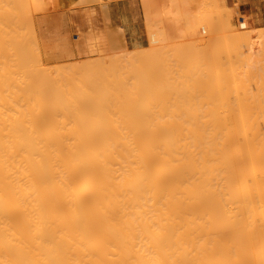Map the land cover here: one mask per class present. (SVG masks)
I'll use <instances>...</instances> for the list:
<instances>
[{
	"label": "bare ground",
	"instance_id": "bare-ground-1",
	"mask_svg": "<svg viewBox=\"0 0 264 264\" xmlns=\"http://www.w3.org/2000/svg\"><path fill=\"white\" fill-rule=\"evenodd\" d=\"M8 1L12 0H0V264H264V112L238 111L243 104L240 108L236 107V112L227 110L224 113L226 107L223 105V112H216L214 109L220 104L209 113H203L204 110L201 113L188 110V113H181L176 109L177 97L172 99V91H168L171 89L170 83L167 82L169 86L165 88L169 93L163 88L161 91L164 92L159 93L160 89L154 84L157 80H149L150 76L154 77V71H150L153 75L146 72L151 74L147 76L149 81L144 83L141 80L145 88L137 89L136 80L128 84L126 82L124 98L117 96L116 99L110 97L117 93L112 90L113 87L107 89L101 81L94 83L93 77L85 73V76L78 74L77 78L75 71L76 74L71 75L75 76L67 75L69 78L65 80L59 76L48 78L51 68L48 72L46 66H42L41 59L38 63L39 55L32 51L36 44L34 46L29 42L33 45L30 48L28 42L25 44L29 36H25L27 40L21 37L23 26H26L21 17L28 11L23 2L28 3L27 0H14L22 7ZM13 4L18 5L19 10L14 7L20 13L25 7V13H16ZM9 7L19 16L15 14V17L12 12L10 17ZM11 19L15 23L13 27L18 26L19 29H13L9 24ZM227 26L230 28V22ZM14 30L19 31L17 35L23 39L19 38L20 43L25 42H22L26 45L24 48L18 46L20 43ZM31 31L28 32L30 36L33 33ZM32 40L36 41L35 38ZM247 46L250 53L256 49L253 44ZM198 48L197 51L194 49L197 55ZM21 50L24 51L21 53ZM203 50L209 51L206 48ZM242 50L239 56H242ZM30 51L31 57L35 55L37 59L28 57ZM159 52L156 51L157 55L154 52V58L160 56ZM166 52L162 51L161 56L166 55ZM239 56L237 54L236 57L240 59ZM213 57L216 59V56ZM167 59L165 57V62ZM33 60L46 71L41 68L40 77L31 72L38 71L37 64L36 69L33 63V66L31 63L30 67L27 65ZM239 63L242 64L241 61ZM74 64L75 68L79 66ZM146 68L143 70L157 69ZM67 69H71V65ZM166 71H169L168 68ZM163 73L168 81L171 74H175L171 72L168 78L170 72ZM236 74L233 75L234 79ZM111 75L113 78L115 74ZM198 75L192 78L196 80ZM174 77L176 81L170 79L172 84L178 79ZM190 79L187 80L192 81ZM182 80H178L179 84H188L187 80ZM260 83L263 86L262 80ZM195 84L199 87L201 81L199 85L198 81ZM197 86L195 90L201 91L199 95L211 89L209 84L200 86L205 91L199 90ZM186 88H182L184 93ZM138 93L141 95L139 100ZM156 93H165L163 97L169 99V96L172 101L175 100L173 106L177 111L167 112V105V111H163L162 106L166 102L163 100L162 105H157L159 99ZM107 94H110L107 97H110L111 102L123 101L122 109L119 108L120 101L112 104H119L116 107L122 111L114 114L117 110L114 108L111 114V107L106 111L101 103ZM234 96L238 99V92L237 97ZM191 97L188 98L190 102L194 100ZM205 97L200 100L206 101L208 98ZM107 99L106 102L109 101ZM123 99L130 101L129 106ZM142 99L143 103H140ZM251 99L252 96L249 101ZM194 102L190 106L196 104ZM238 103L236 101L235 106ZM157 106H161L162 110H157ZM90 109L96 112L90 114L87 112Z\"/></svg>",
	"mask_w": 264,
	"mask_h": 264
},
{
	"label": "rangeland",
	"instance_id": "rangeland-1",
	"mask_svg": "<svg viewBox=\"0 0 264 264\" xmlns=\"http://www.w3.org/2000/svg\"><path fill=\"white\" fill-rule=\"evenodd\" d=\"M12 1L15 4L17 3L19 6H21L19 4V2H15V1H19V0H15V1L12 0ZM12 1H10V2H12ZM37 1L31 0V2H30V0H27L28 3H25V1H24L23 3L26 4L25 7H27V9L25 7H23L24 11L21 8H20V10H21V12L23 11L24 13H25V9L28 11H26V13L23 15H22L23 12L20 13L18 11L19 10L18 5L15 6V4H13L12 8L14 6L17 7L18 10L14 7L17 10L16 13L19 12V15H22L21 18L26 22L25 23L23 21L26 24V26H23V31L25 30L24 29L25 27H26V30H29L31 27V29L29 31L25 30V33H22L23 31L21 32V35L23 34L21 36L22 38H24L26 40L29 38L28 39L29 41L25 40L26 43L24 41H22V42H24L25 44H27V42L29 44V42H30V44L32 43L34 46L36 44L35 50L31 47L33 45L29 44L27 46L32 48L33 54H35V55L38 54L40 56V58H39V56L37 57L38 63H39V60L41 59L40 62H42L41 63L42 66L43 65L46 66V67L43 66V67H45V70L47 68L46 71H48V69L51 68V69H49L51 71L50 72L51 74L49 73L51 75L50 77H48L47 74L45 73L46 77H48V78H56L59 76L58 78L65 80V79L69 78L72 74H74L75 71L77 73L76 76L73 75L75 77H77V76L79 77L78 74H80L81 76H85V74H88L87 76L91 75L90 77H93L92 82L100 83V81H101L102 84L105 83L103 85H105L107 87V89H108V87L109 88L113 87L112 90H114L115 92L117 91L118 94L114 93L116 96L114 94H112L110 97L113 96L114 98H111V99H116L117 96L118 97L121 96V98H124L123 97V96H125L124 89L127 88V85L125 84L126 82L128 84V82L132 83L136 80L135 84L137 85V89L139 87H140L139 89H142V88H145V86L143 87V84L145 82L151 80L150 78H152L151 81L157 80V82L156 81L155 82L158 84L161 82V84H160L161 86L154 83L155 87L160 89L159 93H161L162 91L164 92V90L161 91V88L165 89V88H167V86H169V85H167V82H168V84L170 83V85H171L170 86L171 89H169V90L165 89V91H167V90L169 92L172 91V92H170V94H172L171 96L173 97L172 99H174L175 97L178 98V99L175 98L177 100V103L175 100L172 101L171 97H169L170 94H167V92H168L167 91L166 95H169L168 98L171 100L170 104H168L169 99H167V97H163V96H166V95H164L165 93H162V95L161 94L158 95V93H156L159 101L161 98V103H159V101H158L157 105L158 104L162 105L163 100L166 102V104H164L162 106V108L164 107L163 111L168 110L167 112H172L171 110H173V112H174V111H177V110H175V108L178 107L176 109H178V111L181 113H183L184 111H186L184 113H188V111L201 113L202 110H204L203 113H205V112L209 113V111L212 112V110L214 108H216L217 106H219L221 104L220 105L221 107L220 106L218 107L220 109L216 108L217 110L216 109H214V110L216 112H223L221 110H223L226 107L224 110V113H225L227 110L229 112H233V111L236 112L238 110L237 108H240L241 105L243 104L241 107L242 109L240 108L238 111L264 112V99H262V97L264 98V96H263L264 95V92H263V90H264V88H263V86H264V83H263L264 82V80H263V77H264V71H263L264 70V56H263V54L264 53H262V52H264V47H263L264 46V0H140L141 5H142V17H140L139 21H136V22H138L137 39L139 40V43H134V44L132 43V41L130 39L129 33L126 31V28L122 25V23L118 17V11H117L118 6H117V4L120 0H37ZM20 3H21V1H20ZM7 5L9 6V4H7ZM3 7L5 8V4L3 5ZM10 7H9V9H11ZM9 9H7V10H9ZM9 11H10L9 12L10 17L12 16V14L15 17H16V15L19 16L18 14L13 12L14 10L11 9ZM27 12L29 14H27ZM12 18H14V17H12ZM18 18H16V19H18ZM22 19H20V20H22ZM23 22H20V23L22 24ZM229 22H230V26H229L230 28H228V26H227ZM9 24L12 25L15 23H13V20L11 19V20H9ZM25 24H23V25H25ZM29 24H31V25H29ZM238 25L240 26V28L238 27ZM14 26L16 27V25H14ZM27 26H28V29H27ZM12 27H13V25H12ZM17 27L16 28L13 27V29H19ZM21 28L22 27H20V29ZM231 30H233V31H231ZM17 31L18 30L15 31L16 39L18 36L17 34H19V31L18 32ZM30 31L33 32V33H31L32 36H30L28 33ZM45 34H47V35H45ZM27 35L29 36L28 38L25 37ZM33 35H34V37H33ZM19 38H20V35L18 36V39H17V41L20 43ZM22 38H20V39L23 40ZM34 38L36 41L32 40ZM30 40H32V41H30ZM248 40H249L250 45L253 44L256 47V49L259 46L261 48L259 47L258 48L259 50L257 49L258 51L256 49L252 50V52H251L252 54H251L249 47L247 46V44L249 45V43H247ZM90 41H92V42L94 41V42L90 43ZM96 41H99V42H96ZM21 43L18 46L24 48V46H26V45L24 43H22V44ZM260 43L262 46L260 45ZM37 44H38V46H37ZM226 44L229 47L231 46L229 50H228V46H226ZM257 44H259V46ZM89 45H91V47ZM186 46H188V47L185 48ZM210 46H212V47L214 46V48L216 50H213L214 48L211 49ZM65 47H67V48H65ZM89 47L92 48L93 50L91 49V51H89L90 50ZM98 47H100V49H98ZM194 47H196V48H194ZM198 47H200L201 49ZM238 47H239V49H236ZM240 47H241V49H240ZM262 47H263V49H262ZM30 48H28V51ZM36 48H38V51H36ZM181 48H184V49L182 50ZM197 48H198L199 57H198L197 53L195 52V50ZM205 48H206V50L209 49L208 53H207V51L203 50ZM231 48L233 49L232 52H231ZM25 49L27 50V48H25ZM46 50H48L49 52ZM51 50H52V52H51ZM199 50H201V52H203V54H201V52ZM240 50H242V56H239V55H241ZM22 51H24V50H21V53H22ZM32 51L29 52L30 56H28V57L34 59L35 55H34V57H31V56H33ZM35 51L38 53H36ZM57 51L59 52V54ZM61 51H62V53H61ZM63 51L65 53L66 52L67 53L65 55H63L64 54ZM100 51H101V54L98 55V53H100ZM156 51L157 52L158 51H161V52L167 51L166 55H168L170 52H172L171 55L174 56V57L172 56L174 59L171 58L170 54L168 55L169 56L168 57L163 53L164 54L163 56H165L166 58H169V59H167V62L169 60L170 63L167 64V62H165V57L161 56V54H162L161 52H159V54H158L161 57L155 56V58H154V55H155L154 52L156 53ZM215 51L216 52L218 51V52L216 53ZM91 52H92V54H91ZM93 52H94V54H93ZM102 52H105V53H102ZM255 52H257V54H255ZM208 54H210V55H208ZM237 54L240 57V59H238L236 57ZM55 55H57V56H55ZM116 55L119 59H117ZM156 55H157V53H156ZM200 55H201V58H200ZM213 55L216 56V59H215V57H213ZM45 56H46V59H45ZM105 56H106V59H104ZM185 56H187V57H185ZM191 56H193V57L191 58ZM195 56H196V58H195ZM206 56H208V57H206ZM209 56H211V57H209ZM101 57H103V59ZM131 57L133 60H131ZM212 57H213V59H212ZM234 57H236V59H233ZM241 57H242V59H241ZM257 57H258V59H257ZM27 58H25V59H27ZM37 58H35V59H37ZM96 58L97 59L99 58L101 60L98 59L99 60L98 61ZM158 58L161 59V60L159 59L161 62L159 60L158 61L155 60ZM170 58H171V60H170ZM180 58H183V59L180 60ZM129 59L131 60V62ZM197 59H198V62H197ZM222 59H223V62H222ZM245 59H247V60H245ZM44 60H47V61H44ZM86 60L89 61V63H87ZM134 60H137V61L134 63ZM33 61L32 62L26 61V62H29L27 65L29 66L30 63L31 64L33 63L35 69L37 66H38L37 68H39V65L37 63H35V61L34 62ZM91 61H93V63H95V64H92ZM213 61L216 65L213 63ZM239 61H241L242 64H240ZM242 61H244V62L246 61V63H244ZM98 62H100V63H98ZM129 62L132 64H129ZM155 62H157V63H155ZM163 62L165 64H163ZM190 62H191V64H190ZM210 62L213 64H211ZM252 62H256V64L251 65L250 63H252ZM74 63L77 65L79 64V66H76L77 68H75V66H73ZM201 63H203V64H201ZM228 63H229V65H228ZM257 63L259 64V66ZM33 64L31 66H33ZM35 64H37V66H35ZM68 64L71 65V69H67V68H70V65H68ZM80 64H82V65L80 66ZM134 64L136 65V67ZM170 64H172V65H170ZM184 64H186V65H184ZM196 64H198L199 67ZM248 64H249V66H248ZM107 65H109V66H107ZM128 65H131V67ZM146 65H147V68L149 66V68L152 67V69H154V67L156 69V67H157L156 71H158V72H156L155 70H151V69L148 71L143 70L146 68ZM192 65L195 67V69H194L195 71L193 70L194 67ZM42 66H40V67L42 68ZM158 66H159V68H158ZM165 66H166V68H165ZM188 66H190L191 68ZM222 66H223V68H221ZM83 67H85V68H83ZM169 67H172V69L171 68L169 69ZM245 67H247V68H245ZM248 67H251V68H248ZM41 68L37 69L38 71L32 70L31 72L36 77L37 76L40 77L42 75V73L40 74L39 72L43 69V68L42 69ZM56 68H58V69H56ZM167 68L169 71H166ZM186 68L187 69L190 68V69L187 70ZM214 68L216 71L214 70ZM219 68H221V70ZM28 69H30V68H28ZM63 69L67 71L66 72L67 74L64 72ZM108 69H110V70H108ZM111 69L114 70L113 71L114 73L112 72ZM115 69H117V70H115ZM162 69H164V70H162ZM173 69H174V71H170ZM247 69H248V72H246ZM249 69H250V71H249ZM139 70L144 71L145 75L143 76L144 72H142V71H140V72L143 74L140 75ZM238 70L239 71L242 70V71L238 72ZM43 71H44V69H43ZM46 71H44V72H46ZM91 71H92V73H91ZM109 71H111L112 73ZM118 71H121V72H119L120 74L117 73ZM150 71L151 72L154 71L153 73H155L156 76L158 75L157 73H159V75H162L163 72H166V73L170 72L168 74L169 75L168 78L170 77L171 72L172 73L174 72L175 73L174 75L176 76V78H178L177 82H175V83L173 82V84L171 83V80L176 81V80H174L175 77L173 74H171L169 81L166 79L167 78L166 75H162L164 77L157 76V78L160 77V79H161V80L159 79L160 80L159 81L155 77V75H154L155 79H154V77L150 76L152 74ZM161 71H162V73H161ZM181 71L186 72V73H182ZM198 71H200V72L198 73ZM234 71L236 73L238 72L239 74L242 73V75L240 74L242 77L240 75L238 76L241 79L236 78L238 73L236 74ZM243 71L246 72V74L243 73ZM55 72H57V73H55ZM81 72H83V73H81ZM146 72L151 73V74H148V73L146 74ZM190 72H191V74L193 73L192 74L193 76L190 75ZM233 72L236 74V76H234L236 80L233 78V75H235ZM250 72H252V73L250 75H247ZM253 72H254V74H253ZM54 73L56 75L57 74L58 75L55 76ZM93 73H94V75L92 76ZM126 73H127V75H125ZM166 73H163V74H166ZM219 73H220V75H219ZM230 73L233 75H230ZM111 74H115L113 76L114 79L112 78ZM43 75H44V73H43ZM67 75L69 77H67ZM184 75L186 76V78L188 76L187 79L194 77V75H198L196 77V80H195V78L194 79L192 78L190 80H192V81L195 80L196 82L198 81V85L200 84V81H201V84L199 85V87L195 84V81L193 82L198 87V89L200 88L199 90H202L203 88H201V87L202 86L204 87L205 84L206 85L209 84V88L211 87V89L210 90L207 89V90L211 91L210 93L212 96H210V93L207 92V90L205 91V89H203L205 92H203L199 95L198 93L201 91L198 92V90H195L196 86L193 88L194 84L192 85V81H188ZM245 75H247L246 78H245ZM60 76H62V77H60ZM73 76H71V77H73ZM95 76H96V78H95ZM127 76H130V77H127ZM131 76L133 79L131 78ZM140 76H142V77H140ZM147 76L148 77L150 76L149 80L147 79L148 78ZM165 76H166V78H165ZM182 76H184V77H182ZM254 77H256V78H254ZM110 78H112L113 80ZM138 78H139V80H138ZM182 78H184L185 80L188 81V82H186V83H188L187 85L182 86L183 84H181V83L179 84L180 81H183ZM214 78L217 80L218 83L216 82V80ZM232 78H233V82H232ZM251 78L253 79L252 82H254V84L250 81V80H252ZM99 79H102L105 82H103L102 80H99ZM162 79L165 81H162ZM198 79H200V81ZM239 79H240V82H239ZM111 80H112V82H111ZM141 80H144V83ZM178 80H179V82H178ZM222 80L224 82H222ZM245 80L249 81V83H247ZM261 80L263 83V86L261 85L262 87L260 86ZM228 81H230V83ZM238 83H240L241 85ZM163 84H165V85L162 86ZM110 85H112V86H110ZM180 85L182 86V88H184L186 86L187 91L189 90V92L190 91L191 92L189 93V92L185 91V93H184V90L180 87ZM243 85L245 86V88H243ZM257 86H259V88H257ZM134 87L136 88V86H134ZM149 87H151V86H149ZM260 87H261V89H260ZM147 88H148V85H147ZM207 88H208V86H207ZM190 89H192V90H190ZM248 90H249V92H248ZM214 91H216V92H214ZM236 91L239 94L238 97H237ZM242 91L244 92V94ZM110 92H111V90H110ZM143 92H139V93L141 94ZM206 92L209 93V95ZM247 92H248V95H247ZM139 93L137 94L138 100L141 98L140 97L141 95ZM213 93H214V96H213ZM249 93H250V96H249ZM174 94H175V96H174ZM109 95L108 94L105 95V97L103 98L104 100L102 101L101 104L105 106L106 111H109L108 108L111 107L110 110H111V114H112V112H113L112 109L113 110H114V108L117 109L116 106H119V104L116 106L112 105V104H117V101H118V103L121 102V104H120L121 107L119 106V108L122 109V107H123L122 105L124 103H122L123 102L122 100L121 101L120 100H117V101L113 100V102H111L112 100L110 99V97H107ZM193 95H195V98ZM201 95L202 96L204 95V96L201 97ZM234 95H236V97L238 99H236ZM189 96L193 97V98L191 97V100L194 99L196 104H192L190 106V104L193 103L194 100L190 102V100L188 99ZM205 96H207L208 99H206V101H208V102H206L205 99L200 100V98H206ZM222 96L224 97L223 99H222ZM240 96H241V98H239ZM251 96H252V99H253V97L255 99H253V100L251 99V101H249ZM63 98H64V96H63ZM107 98H109V99H107ZM157 98H156V100H158ZM164 98H166L168 101H166ZM106 99L109 100L108 101V102H110L109 104H108V102L105 101ZM225 99H226V101H225ZM181 100H183V101H181ZM199 100L202 101L203 104H201V102ZM234 100L239 102L237 106H235L236 101H235V103H233ZM243 100L245 101V103L243 102ZM261 100H263V103L261 102ZM124 101H125V103L127 102L128 106H129L130 101H128V99L127 100L125 99ZM142 101H143V99L141 100L140 103H143ZM174 101H175V105H176L175 108L173 106ZM210 101H211V103H210ZM171 102H173V103L171 104ZM221 102H223V104ZM240 102H242V103H240ZM178 103L180 104V106ZM212 103L214 105H212ZM249 104L251 106L248 108ZM183 105L184 106L186 105V107H184ZM195 105H196V107H195ZM222 105L225 107H223ZM165 106L167 107V110H165L166 109ZM210 106H211V108H210ZM257 106L259 107V109L257 108ZM180 107H181V111L179 110ZM246 107H247V109H246ZM124 108H126L125 105H124ZM183 108H184V110H183ZM254 108H255V110H254ZM118 109L115 110L113 113L115 114L121 110V109H119V110ZM158 109L162 110L161 106H160V108H159V106H157V110ZM261 109H262V111H261ZM90 110L92 111V113H91V111H87L90 114H93L96 112L95 110L93 111V109H90ZM124 110H127V109H124ZM149 110H153V109H149ZM215 111H213V112H215Z\"/></svg>",
	"mask_w": 264,
	"mask_h": 264
},
{
	"label": "crops",
	"instance_id": "crops-1",
	"mask_svg": "<svg viewBox=\"0 0 264 264\" xmlns=\"http://www.w3.org/2000/svg\"><path fill=\"white\" fill-rule=\"evenodd\" d=\"M118 17L126 31L130 35L132 43H139L137 39V26L142 17V5L140 0H120L117 4Z\"/></svg>",
	"mask_w": 264,
	"mask_h": 264
}]
</instances>
